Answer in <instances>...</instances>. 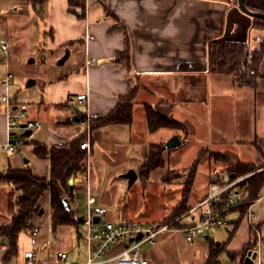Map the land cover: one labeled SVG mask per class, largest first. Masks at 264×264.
<instances>
[{
	"label": "crops",
	"instance_id": "crops-1",
	"mask_svg": "<svg viewBox=\"0 0 264 264\" xmlns=\"http://www.w3.org/2000/svg\"><path fill=\"white\" fill-rule=\"evenodd\" d=\"M1 1L5 5L0 8V15L3 14L0 32L5 33L6 37L0 39L7 41L10 47V41L16 44V39L26 32L27 26L28 32L37 29L36 39H42L37 45L45 46L44 49L40 46L34 52L40 63L45 62L44 51L56 55L57 59L69 51L66 64L72 56L74 59L65 72L53 71L54 76L41 81V100L34 109L29 108V117L40 121L41 126L27 136L17 153L0 148V173L10 167H29L34 176L47 178L48 159L37 157L31 143L67 145L84 134L81 123L84 107L78 103L82 110L73 108V98L86 94L90 111L103 118L135 86L137 91L132 100L131 124L97 128L90 136V189L92 192V161L95 159L94 151L98 149L103 156L101 177L103 179L105 171H108L107 181L92 193L98 205L109 209L105 215L108 221L161 222L169 214L172 204H176L182 195L179 185L170 190L172 184L165 178L167 170L187 171L200 153L204 155L198 166L204 171V177L201 184L196 182L194 175L187 200L191 206L203 199L212 168H225L224 164L209 157L211 153L223 155L232 164L263 165L264 77L248 84L235 80L230 74L209 70L208 43L230 41L246 44L250 49L262 48L260 71L264 73V29L253 26L252 17L240 11L236 0H43L38 11L27 0ZM16 21L26 25H15L17 31L14 32L10 25L17 24ZM9 51L7 56L1 53L4 59L0 57V80L7 68L10 69V61L15 56ZM63 65L61 68H65ZM2 94L0 86V97ZM13 97L18 100L16 94ZM146 106L160 116L179 123L182 128H160L150 132L146 124ZM5 122L0 101L1 138H4ZM43 129L47 133L44 142L33 137L34 131ZM174 136L179 138L180 145L165 150L164 166L152 170L146 186L143 185L138 179V169L147 156L149 144L166 145ZM189 151L194 159L185 166L184 154ZM105 166L109 169H104ZM128 169H133L137 175L130 187L122 177ZM119 173H122L119 176L122 183L115 182V175ZM77 177L73 181L76 189L73 207L76 213L83 210L85 198L84 193L81 194L82 190H79L85 176ZM77 180L78 184L75 183ZM136 181L146 190L154 186L161 190L163 198L159 202V197L156 204L160 203L163 208L162 212L157 211V216L152 217L149 208L137 212V204L136 209L134 204L123 209L121 198L126 199L128 190ZM123 186H127V190ZM173 191V199L168 198ZM16 196L14 188L0 180V225L8 224L15 214ZM138 196L139 193L136 194ZM253 201L256 236L245 216L235 222L237 213L229 216L230 224L224 228L221 239L216 236L219 228L212 229L192 242L181 239L182 234L177 229H170L161 233L156 244L146 251L149 264H178L176 258L179 250L175 251L173 247L180 240L193 252V259L188 264H204L211 242L222 244L226 252L241 253L252 242V237L255 239L253 250L258 249V257L264 264V185L258 198ZM40 205L42 215L46 211L49 219L48 192L43 195ZM193 214L196 219L197 213ZM42 215L37 214L31 219L32 225L41 226L36 245L38 260L54 261L55 253L61 251L67 254L68 264L82 263L86 253L85 248L78 243L75 248L70 245V251L45 248L44 236L49 233L47 228L50 219L48 226L38 224ZM189 219L182 216L180 222L185 223ZM63 228L69 226L57 230L61 232ZM7 246V240L0 238V264L23 262V252L33 249L29 243V230L19 234L17 254L8 261L5 257ZM120 248L117 245L113 251ZM222 258L228 260L225 253L220 256V260Z\"/></svg>",
	"mask_w": 264,
	"mask_h": 264
},
{
	"label": "trees",
	"instance_id": "trees-1",
	"mask_svg": "<svg viewBox=\"0 0 264 264\" xmlns=\"http://www.w3.org/2000/svg\"><path fill=\"white\" fill-rule=\"evenodd\" d=\"M43 0H27L36 11L39 10ZM71 2V0H70ZM77 4H80L77 1ZM245 6L253 11L264 13V0H244ZM253 26L264 29V20L252 18ZM208 63L209 70L217 73L230 74L235 80L243 83L253 84L258 79L264 77L260 71V65L263 60V50L250 49L246 44L230 41H211L208 43ZM253 79V80H250ZM137 87L127 94L116 107L105 117L97 118L91 124V132L94 129L109 125H130L132 122V100L136 94ZM146 124L150 132L160 128L181 129L182 125L160 116L154 109L146 106ZM83 136L73 140L67 145H45L32 142L33 152L39 158L48 159L49 175L47 178H39L32 174L29 167L23 169L8 168L4 173H0V180L9 183L17 192L15 198L16 212L6 225H0V238L7 240L6 260H11L17 254V239L21 232L29 230L32 226L31 219L39 214L41 205L39 201L45 193H49L50 207V230L55 233L59 227L69 226L76 229L75 238L77 242L81 240V227L78 216L74 211L75 203V185L70 187L68 180L71 177L81 176L85 173V151L80 150L79 144ZM165 144L150 143L146 158L142 161L138 169V179L146 183L149 173L157 168L164 166L163 153L166 150ZM203 153L195 159L189 169H187L186 185L183 188L181 199L169 212L166 220H171L187 212L192 206L188 204V196L191 191L194 175ZM209 157L215 162L224 164L228 176L234 174L235 177L250 174L244 181L248 189V201L258 198L259 192L264 185V167H257L251 163L237 162L232 164L229 160L220 154L211 153ZM169 172H167L168 174ZM81 190V188L79 189ZM67 200L68 207L64 206L63 201ZM246 206H240L230 210V214L237 213L239 222L245 216ZM164 222V221H162ZM160 224H163V223ZM173 227H182L177 222ZM255 239L252 237L244 250L239 252H226L222 244L211 242L209 254L204 264H221L220 256L226 254L229 263H235L240 257V264H244L243 259L249 251L254 249Z\"/></svg>",
	"mask_w": 264,
	"mask_h": 264
},
{
	"label": "built area",
	"instance_id": "built-area-1",
	"mask_svg": "<svg viewBox=\"0 0 264 264\" xmlns=\"http://www.w3.org/2000/svg\"><path fill=\"white\" fill-rule=\"evenodd\" d=\"M8 51V42L0 39V53L7 56ZM12 78L13 73L7 68L0 80V86L3 89L0 101L6 121L4 138L0 136V148L15 154L27 138L25 132H32L39 128L41 123L29 117V107L26 103L18 102L13 95L11 96ZM76 100L84 107L81 116L84 134L79 148L85 151L83 163L86 167V180L82 184L85 196L84 208L80 216L81 232L84 234V236L81 235V241L84 244L86 258L80 264H149L144 246L150 247L156 244L161 233L170 229H177L183 234L186 241L192 242L212 229L228 226L230 224L228 219L230 210L243 205L246 206L245 218L248 226L255 232L257 231L253 223L255 215L252 210L255 201L247 200L248 189L244 183L250 174L231 177L218 167H214L210 171V181L203 199L185 213L184 216L190 218L185 223H181L179 219H174L168 224L138 223L135 221L113 222L105 219L106 211L98 205L97 198L91 192L89 184L91 124L98 118V115L90 111L86 94L77 95ZM194 212L197 213L196 219ZM95 217H98L97 222L94 221ZM177 222L182 227H173L174 223ZM39 232L38 225L34 224L29 228V243L33 249L24 251V261L18 264H68L66 262L67 254L61 251L55 253L54 261L43 262L38 260L36 245ZM256 234L257 232L255 236ZM256 241L259 242L258 239ZM117 245H120L121 248L114 252L113 249ZM249 252L254 253V257L251 258L252 264H262L258 257V249Z\"/></svg>",
	"mask_w": 264,
	"mask_h": 264
},
{
	"label": "rangeland",
	"instance_id": "rangeland-1",
	"mask_svg": "<svg viewBox=\"0 0 264 264\" xmlns=\"http://www.w3.org/2000/svg\"><path fill=\"white\" fill-rule=\"evenodd\" d=\"M3 4L4 3L0 0V8L3 7ZM2 16H3V14L0 15V18H2ZM16 23L17 24L10 25V27L12 26V30L14 32L17 31V28L15 25H17V26L19 25L20 27L26 25L25 23L20 25L17 21H16ZM36 33H37V29H35V30L31 29L28 32V27L26 26V32H24L20 38L16 39V44H14L10 41V43H11L10 45L12 47L9 46L10 47L9 52L11 54L15 55V56H13V60L10 61V69H11L10 71L13 73V78H12V81L10 84V94H11V96L13 94H16L18 97V100H19L18 102L26 103L30 109H34L35 105L37 103H39L41 100V94H42L41 87H40L41 81L45 80V79H50L52 76L55 75L54 74L55 72H58V73H60L61 71L65 72V70H67L68 66L71 65L72 59H74V57L72 56V58L67 62V64L65 63L63 65L65 68H61L62 66L57 65V62L59 60V59H57V56L51 55L49 52L44 51L45 62H44V64L40 63L39 60L37 59V55H34V52L40 46L42 49H44L45 46L42 44L37 45L38 42H42V39H36ZM4 36L6 37L5 33L3 34L0 32V38H5ZM36 40H37V42L35 44ZM3 56L4 55H2L0 53V57H3ZM3 59H4V57H3ZM31 59L34 60V62H30ZM61 69H63V70H61ZM53 71H55V72H53ZM30 79L36 81V84L30 88H27L25 85H26V82ZM250 80H253V79H250ZM71 104H72V107L76 108L78 111L82 110L81 106L78 105L76 97L73 98V102ZM81 112H83V111H81ZM29 114H30V110L28 111V115ZM33 137H37L36 140L44 142L47 139V133L44 132V129L39 130V131L37 130V131H34ZM94 153H95V157H94L95 159H93V161H92L93 165H92V174H91L92 192L93 193H95V190H97L100 187V184L104 185L106 183V181H107L106 177H107V173H108V171H105L104 178L102 179V177H101L102 172L100 170V167L102 164L101 162L103 160L102 159L103 156L100 153V151H98V149H95ZM193 156L194 155H192V152H190V151L188 152V154H186V155L184 154V161L183 162H184L185 166L191 164L192 160L194 159ZM262 166L264 167V163ZM104 169L108 170L109 168H108V166H105ZM99 171H100V174H99ZM167 172H169V173L168 174L166 173L165 178L169 183L172 184L170 187V190H173L174 186L179 185V187H181L180 191H183L182 189L186 185L187 172H180L177 170H170V171L167 170ZM121 174L122 173L115 175L116 176L115 182L122 183L121 181H119V179H120L119 176ZM195 174H196L195 175L196 182H200L202 184L203 177H204V171L203 170L201 171L200 167L198 166ZM83 176H85V180H86V173H84ZM223 176L225 178V175H223ZM74 178L77 179L78 177H74ZM148 179H147V181H148ZM78 182H79V180L75 181L76 184H78ZM82 184H84V183H81V185ZM142 184L146 186L147 183L144 184L142 182ZM157 187L154 186L153 188L146 190L140 185L139 181H136V183L131 187V189L128 190L129 194L127 195L126 199L121 198V202L124 205L123 209H126V208L128 209V207L131 204L132 205L134 204L133 205L134 209H136V204H137V207L139 206L137 212L140 213V212H143L146 208H149V212H150V214H152V217L157 216V211L162 212V208H163V206L160 205V203L158 205L156 204L159 197H160L159 202H161V199L163 198L161 190H159ZM124 188L127 190V186L126 187L123 186V189ZM81 190H82V192H81V194H82L83 193V187L81 188ZM200 191H202V186L200 187ZM137 193H139L138 197H136ZM166 194H165V197L167 196ZM167 197L170 199H173L174 191L172 193H170L169 196H167ZM180 199L181 198H179L177 200H180ZM41 201H42V198L39 201V203H41ZM82 204H83V201L80 203V205H82ZM149 205H150V207H147ZM159 205H160V207H159ZM172 205L174 206L175 204H172ZM173 206L169 209L168 213L171 211ZM103 209L105 211L109 210L107 207H105ZM185 213L186 212H184L180 216L175 217L171 220H166V218H165L162 220L164 222H162V221L161 222L163 224H168L171 221H173L174 219H179V221H181L182 216H184ZM41 215H42V213H41ZM76 215L78 217H80L82 215V211H79L78 213H76ZM42 216L43 217H40V221L38 222V224L41 223V225L48 226L49 219H48V214L46 213V211H45L44 215H42ZM229 216H228V219H229ZM161 222H158V223H161ZM174 225H175V223H174ZM38 226H40V225H38ZM49 227L47 228L49 231V233H48L49 235L47 234L44 236L45 241L43 243L46 245L45 246L46 249L70 251L71 250L70 245H73V247L75 248V245L77 243L79 244V246L84 247V244L81 240L79 242H77L75 240V233H76L75 228L74 229L72 227L63 228L61 230V232L59 230H56V232H55L56 234H55V233H52V231H50ZM224 228L225 227H221V228H219V230L216 231V236L218 239H221L222 235L224 234ZM80 233H81V235L84 236L83 232H80ZM177 235L180 237L179 234H177ZM181 239H184L183 234H182ZM173 249L175 251L179 250V254L176 258L178 264H186V263L188 264L192 261L193 252L190 251V249L186 246V244H183L182 240L177 242L174 245ZM147 250H149V247L144 246V251H147ZM220 263L221 264H240L241 262H240V257H239L238 261H235V263H228V260L226 259V261H224L223 258H222V260H220ZM162 264H167V263L163 262Z\"/></svg>",
	"mask_w": 264,
	"mask_h": 264
},
{
	"label": "water",
	"instance_id": "water-1",
	"mask_svg": "<svg viewBox=\"0 0 264 264\" xmlns=\"http://www.w3.org/2000/svg\"><path fill=\"white\" fill-rule=\"evenodd\" d=\"M236 3H237L238 8L240 9V11H242L244 14H246V15L252 17V18H257V19L264 20V13H260V12L248 9L245 6V4H244V0H236ZM68 57H69V51H66L65 54L58 60L57 65L58 66L63 65L65 63V61L68 59ZM30 62H33V60L31 59ZM34 84H35V81L30 79V80H28L26 82L25 86L27 88H29V87H32ZM30 134H31V131H26L25 132V136H29ZM179 145H180L179 138L174 136L167 142V144L165 146H166V148H172V147H176V146H179ZM233 176H234V174L231 175V177H233ZM122 177L127 180L128 187H130L132 185V183L136 180L137 175H136V172L133 169H128L122 175ZM73 181H74L73 177H71L68 180V185L70 187H72ZM63 203H64V206L67 208L68 207L67 200H64ZM41 213H42V209L39 211V214H41ZM77 220L80 221V217H78ZM94 221L97 222L98 221V217H95ZM253 257H254V253L251 254L250 252H248L246 257L243 259L244 264H252V259L251 258H253Z\"/></svg>",
	"mask_w": 264,
	"mask_h": 264
}]
</instances>
